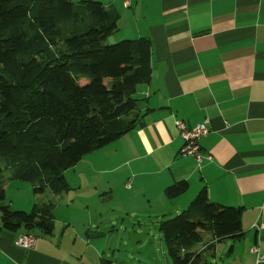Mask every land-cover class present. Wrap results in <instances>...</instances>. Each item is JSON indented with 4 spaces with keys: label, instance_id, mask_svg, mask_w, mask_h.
Listing matches in <instances>:
<instances>
[{
    "label": "crops",
    "instance_id": "0c3cea01",
    "mask_svg": "<svg viewBox=\"0 0 264 264\" xmlns=\"http://www.w3.org/2000/svg\"><path fill=\"white\" fill-rule=\"evenodd\" d=\"M95 1L117 12L122 39L151 42L150 78L136 93L140 124L66 170L70 190L35 197L53 205V224L32 249L16 247L20 233L0 223V264H164L158 224L202 189L211 202L241 209L239 264H264L251 251L264 257V0ZM177 121L207 126L199 144L210 161L180 156ZM179 181L188 189L175 204L179 197L164 190ZM108 202V213L95 210ZM119 230L133 236L106 240ZM212 242L204 233L192 250L212 251ZM117 250L131 252L114 258Z\"/></svg>",
    "mask_w": 264,
    "mask_h": 264
},
{
    "label": "trees",
    "instance_id": "16d2710c",
    "mask_svg": "<svg viewBox=\"0 0 264 264\" xmlns=\"http://www.w3.org/2000/svg\"><path fill=\"white\" fill-rule=\"evenodd\" d=\"M118 18L95 0H0V223L6 231L45 236L53 224L51 202L28 213L4 204L7 181L31 184L34 196L61 195L70 190L66 170L140 124L136 93L150 78L151 42L108 43ZM187 189L179 181L164 194L175 199ZM158 231L171 264H206L192 248L204 233L213 238L207 247L242 238L241 209L211 202L202 189Z\"/></svg>",
    "mask_w": 264,
    "mask_h": 264
},
{
    "label": "rangeland",
    "instance_id": "374dc122",
    "mask_svg": "<svg viewBox=\"0 0 264 264\" xmlns=\"http://www.w3.org/2000/svg\"><path fill=\"white\" fill-rule=\"evenodd\" d=\"M118 33H119V31H117L114 35H112L108 39V43L113 44V43L120 42L122 40H126V39H122V36ZM0 167H2V165H0ZM13 171H14V169L6 170L4 172V179H7L8 177H10L11 174L13 173ZM12 181L13 180H11V182ZM11 182L7 181L6 184L11 183ZM13 184L16 185V182H13ZM13 184L11 185L10 188H8L6 190L4 204L9 205L10 206L9 208L13 211H21V212H27V213L30 212L32 207H33V204L36 203V201H35L36 196H34V194L32 193L31 184H27L24 182L23 186H20L19 189H16V187H13ZM46 193H47V195L51 196L49 191H46ZM83 193L88 194L89 192L85 190ZM180 199H182V197H179L173 201L175 204H177V203H179V201H181ZM28 201H32V202L30 204H28ZM188 203L185 205V207L188 205ZM113 206H114V203L108 202L107 204H105L101 207L95 208V210H99L100 212H103V213H108L109 212L108 209L113 208ZM92 208H93V206H92ZM181 211L182 210H180L179 213ZM179 213H176V214L171 213L170 215L165 216V220L171 219ZM158 226H159V224H158ZM36 235L37 236H43L42 234H40L38 232ZM109 235L110 234H108L107 236H109ZM155 235L158 237L161 236L159 231H158V234H155ZM131 236H133L132 233L124 234L122 230H119V234H111L108 237V239H106V240L110 241L111 238H118L119 241L123 240V238L128 240L129 238H131ZM150 239H151V237H150ZM244 240H245L244 237H242L240 239L239 238L238 239H234V238L223 239L218 244H216L215 248L212 251L204 253L202 255V258H203V260H205L206 264H239L238 259H239V255L241 253V249L243 248ZM162 246H163L164 256H165V259L167 261L165 263L171 264V260L168 258L167 254H166V247H165V243H164L163 239H162ZM129 252H131V251L125 252L122 250H117L115 252L114 258L124 257ZM132 252L134 253V251H132ZM144 252L148 253V256L151 257L150 251H143V253ZM152 252L154 253L155 256H158L160 258L159 260L161 261V250L160 251L153 250ZM105 256L107 258H110L111 257V251L106 249L105 250Z\"/></svg>",
    "mask_w": 264,
    "mask_h": 264
},
{
    "label": "built area",
    "instance_id": "2783aa9c",
    "mask_svg": "<svg viewBox=\"0 0 264 264\" xmlns=\"http://www.w3.org/2000/svg\"><path fill=\"white\" fill-rule=\"evenodd\" d=\"M176 126L183 142L179 152L180 156L193 158L197 164H201L205 160L210 161L211 156L203 154L199 144L200 140L209 133L207 126L197 124L194 127L187 128L181 121H177ZM35 242L36 237L29 233L19 234L14 240L15 246L24 250L32 249ZM251 251L256 254L257 261H264V257L259 255L258 248L253 247Z\"/></svg>",
    "mask_w": 264,
    "mask_h": 264
}]
</instances>
